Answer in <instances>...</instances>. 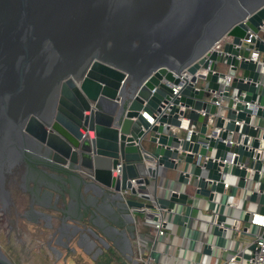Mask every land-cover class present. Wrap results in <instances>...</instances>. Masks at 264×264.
<instances>
[{"label":"water","instance_id":"obj_1","mask_svg":"<svg viewBox=\"0 0 264 264\" xmlns=\"http://www.w3.org/2000/svg\"><path fill=\"white\" fill-rule=\"evenodd\" d=\"M262 30L264 0H0V136L109 190L132 221L174 212L184 225L198 197L240 205L245 187L264 212V182L239 165L253 153L248 136L259 144L251 114L264 118ZM254 167L252 181L264 159ZM212 213L211 234L226 237L228 215ZM84 238L74 243L89 253L96 241ZM0 264H14L1 246Z\"/></svg>","mask_w":264,"mask_h":264},{"label":"crops","instance_id":"obj_2","mask_svg":"<svg viewBox=\"0 0 264 264\" xmlns=\"http://www.w3.org/2000/svg\"><path fill=\"white\" fill-rule=\"evenodd\" d=\"M57 168L59 169L56 172L57 181L62 191L54 190L52 196L59 197L63 203H70L76 207L67 222L80 224L81 231L88 233L90 238L96 241L92 248L94 251L86 254L79 264L85 263L89 255L92 257L94 255L92 260L98 259L99 255L106 250L119 261L122 259L130 264H138L136 261L134 262L135 259L131 258L133 260L131 263L127 258L129 252L133 253L135 258L137 257V238L148 264H196L198 261H203L206 264H240V261L237 260L228 261L233 253L230 249L231 243L236 239L246 241L250 239V235L245 234L242 230H231L226 233V237L220 236L215 240L214 235L210 232L211 213L215 209H219L222 213L229 212V207H226L224 203L216 205L215 201L198 197L193 203L197 205V208H193V210L187 208L183 212L186 224L178 225L177 217H172L173 227L166 228L164 234L158 235L154 242L153 233L156 232L152 222H143L141 216L137 215L133 217L134 221L130 220L129 216L127 217L125 205L112 192L109 190L96 192L93 186H86L82 175L77 170L70 167ZM219 201L223 202L222 199ZM52 212L53 215H58L57 212ZM235 214H239L238 209ZM227 220L230 221L229 218ZM88 228L93 233H97V238L87 231ZM209 241L211 250L210 253H207L202 250L201 245ZM199 243L202 244L199 245ZM99 248L102 250L98 251ZM73 264H77V262Z\"/></svg>","mask_w":264,"mask_h":264},{"label":"flooded vegetation","instance_id":"obj_3","mask_svg":"<svg viewBox=\"0 0 264 264\" xmlns=\"http://www.w3.org/2000/svg\"><path fill=\"white\" fill-rule=\"evenodd\" d=\"M20 129L25 131L23 127ZM57 167L45 156L0 136V212L18 219L22 217L32 224L40 221L45 227L51 228L52 233H58L55 242L65 247L71 234L81 233L82 227L78 223L67 222L76 207L52 196V191H62L57 181ZM13 190L17 192L13 194Z\"/></svg>","mask_w":264,"mask_h":264},{"label":"rangeland","instance_id":"obj_4","mask_svg":"<svg viewBox=\"0 0 264 264\" xmlns=\"http://www.w3.org/2000/svg\"><path fill=\"white\" fill-rule=\"evenodd\" d=\"M253 120H256V118L254 117ZM261 177L264 181V174ZM15 192L13 190L12 193ZM253 203L246 201L244 206L251 208L254 207ZM50 213L53 212L50 211ZM9 228H12L11 232ZM77 235L78 233L71 234L65 242V247H63L55 242L58 233H52L51 228L45 227L40 221L37 224H32L27 222L26 219H22V217L18 219L14 215L0 212V246L14 264H73L75 262L79 264L86 254L94 251L92 249L94 245L89 253L84 252L74 243V238ZM61 239L63 240L64 237H61ZM71 247L75 250L72 251ZM127 255L132 263L131 258H135L133 253L129 252ZM93 257L87 256V260L83 264H130L122 259L119 261L108 250L101 253L98 259L92 260ZM89 259L91 263L88 262Z\"/></svg>","mask_w":264,"mask_h":264},{"label":"built area","instance_id":"obj_5","mask_svg":"<svg viewBox=\"0 0 264 264\" xmlns=\"http://www.w3.org/2000/svg\"><path fill=\"white\" fill-rule=\"evenodd\" d=\"M256 38H261L264 41V30H262L261 32H259L258 34H255ZM222 43V40H218L214 45L213 48L218 49L220 47V44ZM249 59H252L253 61L256 62H260L262 63V61L260 60V55L259 52L252 48L250 50V53L248 55ZM176 91V88L174 89ZM215 103L220 104L219 100H216ZM255 109V107L253 108ZM204 114V112H202ZM254 115L255 113L253 112L251 114V117H253L252 119H254ZM208 120L211 122L212 121V114L208 115ZM261 119V120H260ZM257 118L256 120H252L253 124L255 126L259 127L258 130V139H259V144L256 147H253L252 143L254 140V136L249 135L248 139L245 142V145L250 149H253V153L251 156H248V161L244 164V163H239L240 166H244L246 169V175H245V180L247 182H250L251 184H253L252 182H254V186L257 188V185L260 181L262 180L264 171L263 170H258L259 171V179L256 181H252V175L253 172L255 170L254 167V163L259 159V160H263L264 159V138L261 137V131L264 130V118ZM183 127H187V121L184 120L183 122ZM188 131H190L189 128H187ZM244 134H242L243 136ZM232 142H241L240 140L236 139V136H233V138L231 139ZM231 156L233 157L235 155L234 152L230 153ZM199 161V158H198ZM223 161H227L226 159ZM230 162L232 161L231 159L229 160ZM120 170V164H117V168L115 169L116 172H119ZM233 177L234 175L231 174L230 172H226V175L223 179V187L225 189L226 192H228V190L230 189V187H232V183H233ZM264 182V181H263ZM250 186V185H249ZM258 189V188H257ZM126 191V190H125ZM251 191V188H244V193H243V201L240 205H225L226 207H229V212L225 213L228 215V218L230 219V223H231V230L233 231H241V223H240V218H241V214L245 211V210H249L250 212V225L247 228L246 231L242 230L243 232H245V234H249L250 235V239H247L246 241L244 240H233L232 241V245L231 248L233 253L232 255L228 258V261H240V264H264V237H262L261 232L264 230V212L259 211V206L261 205L258 201H249V202H254L252 205L254 207H245L244 203H246V201H248L246 199L248 193ZM263 192H264V188H263ZM239 214L236 215L235 211H237ZM169 214H166L165 218H161L158 217V219L156 221L153 222V227L154 230L156 232L157 235H162L164 234L166 227L164 226V222L168 221V219L171 220L172 217L176 216V213H172L170 214V217L168 216ZM183 215V212H182ZM168 216V217H167ZM213 213H211V217L210 219H212ZM172 221V220H171ZM185 221V220H184ZM220 236L219 235H214L215 240L218 239ZM139 239L137 238V257L134 258L135 261L139 264H148L147 260L144 259V256L142 254V250L140 248L139 245ZM250 243H254V248H252L249 252V257L245 258L242 256L244 250L246 248H248V245ZM202 243H199V245H201ZM196 264H206L203 261H198Z\"/></svg>","mask_w":264,"mask_h":264}]
</instances>
